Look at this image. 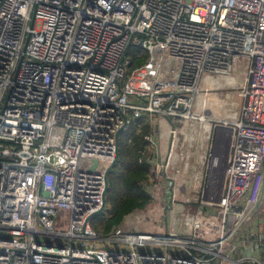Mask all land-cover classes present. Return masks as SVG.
I'll return each mask as SVG.
<instances>
[{"label":"built area","instance_id":"2783aa9c","mask_svg":"<svg viewBox=\"0 0 264 264\" xmlns=\"http://www.w3.org/2000/svg\"><path fill=\"white\" fill-rule=\"evenodd\" d=\"M131 47L148 58L127 75ZM236 65L239 117L212 123L191 212L168 174L177 126ZM143 117L151 201L100 237L117 135ZM0 264H264V0H0Z\"/></svg>","mask_w":264,"mask_h":264},{"label":"bare ground","instance_id":"6f19581e","mask_svg":"<svg viewBox=\"0 0 264 264\" xmlns=\"http://www.w3.org/2000/svg\"><path fill=\"white\" fill-rule=\"evenodd\" d=\"M243 85L242 65L235 66L232 76H206L204 78L202 87L208 92L200 95L196 105V113L200 115V121L198 123L186 122L176 131L174 138L168 174L176 182V198L192 201L188 199L192 191H194L195 198L197 197L196 193L198 194L203 182L205 163L211 146L213 127L210 121L214 119L236 121L239 117L240 103L235 99V92L219 91L223 88L234 90ZM171 134H173L171 128L163 124L164 153L170 146ZM178 211L185 215V221L188 222L192 218L187 208L176 206L173 211L176 224L179 218L183 217Z\"/></svg>","mask_w":264,"mask_h":264},{"label":"trees","instance_id":"16d2710c","mask_svg":"<svg viewBox=\"0 0 264 264\" xmlns=\"http://www.w3.org/2000/svg\"><path fill=\"white\" fill-rule=\"evenodd\" d=\"M138 68L133 65V70ZM152 132L153 129L143 117L134 119L129 130L120 134L118 161L108 176L106 202L110 218L105 220L104 234L121 227L129 214L145 208L151 201L147 184L150 174L149 152L142 160L141 153L147 152L148 143L144 138ZM96 222L103 220L96 219Z\"/></svg>","mask_w":264,"mask_h":264},{"label":"rangeland","instance_id":"374dc122","mask_svg":"<svg viewBox=\"0 0 264 264\" xmlns=\"http://www.w3.org/2000/svg\"><path fill=\"white\" fill-rule=\"evenodd\" d=\"M140 53H143V56L141 57L139 54ZM128 57L129 58H131V59H133L134 60V64H135V67H141L142 65H144V64H146L147 63V58H148V54L146 53V52H142V51H140V50H138V49H135V48H133V47H131L130 49H129V51H128ZM133 70V68L131 67V68H129V69H127V75H130V73H131V71ZM170 76H172V75H170ZM217 92V91H216ZM219 92H235V94H236V97H235V99L237 100V102L239 101V103H240V99H239V97H238V89H230V88H223L222 90H220ZM210 120V119H209ZM200 121V117L197 119V120H195V122H199ZM219 121H222V120H217V119H214V120H211L210 122H211V124L213 123V122H215V124H218L219 123ZM214 125V124H213ZM177 127H179V128H182L183 127V125H179V126H177ZM214 135H215V129L213 128V132H212V139H213V137H214ZM173 136V135H172ZM62 137V133L61 132H56L55 133V137H54V143H59L60 142V138ZM212 139H211V142H212ZM170 141H171V139H170ZM181 147V146H180ZM170 148H171V143H170V147H169V150H170ZM162 149H163V151H164V146H163V136L161 135V132L158 134V137H157V146H156V148H155V150H158V151H162ZM154 150V148H152V147H149V152L150 151H153ZM170 151H168V153H169ZM205 168H206V166H205ZM204 172H205V170H204ZM205 174V173H204ZM204 178H205V176H204ZM204 182H205V180H204ZM189 198L188 199H190V200H192V204H189L188 206H186V207H190L189 209H190V211L192 212V208H194L196 205V203H195V194H194V191H192V194H190L189 196H188ZM177 204V203H176ZM178 205H180V204H178ZM181 206V205H180ZM107 210H108V208H106V210L104 211V214H102V215H100L99 217H97L96 219H102L103 220V222H96V219L95 220H93L92 221V226L96 229V231H99L100 229H101V227L102 226H104L105 225V220L108 218H110V213H109V211L107 212ZM160 225L161 224H165L164 222H160L159 223ZM100 235V237H104L106 234H104V233H100L99 234ZM87 245H88V247H92L91 245H92V243H87ZM111 244H109V243H101V245L100 246H93V248H95V249H100V248H102V249H108V248H111Z\"/></svg>","mask_w":264,"mask_h":264},{"label":"water","instance_id":"95a60500","mask_svg":"<svg viewBox=\"0 0 264 264\" xmlns=\"http://www.w3.org/2000/svg\"><path fill=\"white\" fill-rule=\"evenodd\" d=\"M222 129H223L222 126H217V128H216V130H222ZM117 141H118V143H119V134L117 135ZM118 157H119V156H117V158H116V162H115V164L113 165V167L109 169V171H108V176H109L110 172L113 170L114 166L116 165V163H117V161H118ZM96 166H97V162H94V165H93V167H92V170H93L94 168H96ZM108 188H109V182H108V180H107L106 194H107ZM103 210H105V207H104ZM101 213H102V212H101Z\"/></svg>","mask_w":264,"mask_h":264}]
</instances>
